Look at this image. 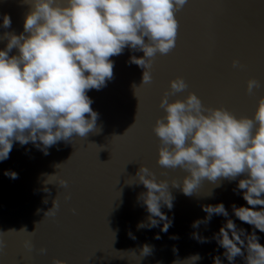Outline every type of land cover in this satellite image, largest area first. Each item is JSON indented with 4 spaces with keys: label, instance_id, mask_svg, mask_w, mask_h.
<instances>
[{
    "label": "water",
    "instance_id": "1",
    "mask_svg": "<svg viewBox=\"0 0 264 264\" xmlns=\"http://www.w3.org/2000/svg\"><path fill=\"white\" fill-rule=\"evenodd\" d=\"M65 2L56 0L60 6ZM29 4L30 0H0V24L5 14L12 20L10 29L0 27V36L23 32ZM176 18V47L152 58L150 84H141L143 70L128 63L130 56L142 57V52L125 49L111 57L113 79L101 90L87 92L98 113L97 132L61 141L48 150L49 155L31 143H14L10 158L0 162V264H53L54 260L64 264H173L197 253L203 257L197 264H212L211 256L223 251H214V240L201 244L191 238L194 231L211 238L224 223L223 217L214 216L198 229L191 225L205 216L201 204L222 202L235 219L231 205L244 204L233 192L236 182L224 181L211 196L214 185L207 182L193 197L170 188L174 207L172 211L162 209L169 218L174 217L167 234L159 227L137 229L148 215L138 202L139 194L146 190L128 184L136 182L140 166L169 182L181 181L185 175L179 168L157 164L160 142L152 130L165 115L159 107L161 98L177 77L189 88L170 95L169 102L195 92L206 106L225 107L238 117L253 115L258 99L264 96V86L253 95L246 88L249 79L264 85V0H188ZM6 43L0 40V50ZM11 54L18 53L14 49ZM233 60L243 67L233 68ZM6 170L18 173L19 178L5 177ZM236 223L251 230L238 220ZM157 234L162 238L154 239ZM258 235L264 245V234ZM172 236L179 239H170ZM146 243L154 251L140 261L130 251L139 255ZM42 248L44 254H40ZM235 264L244 262L237 258Z\"/></svg>",
    "mask_w": 264,
    "mask_h": 264
},
{
    "label": "clouds",
    "instance_id": "2",
    "mask_svg": "<svg viewBox=\"0 0 264 264\" xmlns=\"http://www.w3.org/2000/svg\"><path fill=\"white\" fill-rule=\"evenodd\" d=\"M25 2V0H24ZM188 0H66L65 6L56 0H30L23 32H4L0 40L6 46L0 50V162L10 158L14 143L33 144L44 155L59 142L85 138L97 132L98 113L93 111L90 90H101L113 79L111 57L125 49L142 52V57L130 56L129 64L143 70L142 83L150 84L152 58L167 55L176 47L180 12ZM11 17L5 14L0 27L10 29ZM18 54L12 55L13 50ZM233 68H242L239 60ZM257 79L247 81L246 93L260 89ZM136 87L133 85V88ZM159 107L165 115L156 120L153 133L159 139L157 164L165 169L185 173L181 181L160 180L155 172L140 166L136 182L146 190L138 202L148 214L137 229L160 228L167 234L173 218L162 211H172L178 189L193 197L207 182L222 187L224 181L236 182L233 192L244 204L231 205V216L224 203L201 204L203 219L191 227L207 225L214 216L224 223L211 238L194 231L191 238L198 243L215 241L220 254L212 255V264H264V96H261L251 117L237 116L225 107L206 106L195 92L183 100L169 102V96L188 90L181 77L170 81ZM71 158V157H70ZM69 158V159H70ZM11 180L18 173L6 170ZM67 187V182H62ZM197 198H199L197 196ZM251 229L239 227L236 221ZM162 225V226H161ZM133 240L136 237L129 232ZM162 237L157 234L154 239ZM170 239L178 240V236ZM44 254L46 249H40ZM154 246L144 244L139 251H130L140 261L152 255ZM174 252L178 249L174 248ZM211 255V254H210ZM223 257V260L221 259ZM203 257L191 255L197 264ZM53 264H64L54 260Z\"/></svg>",
    "mask_w": 264,
    "mask_h": 264
}]
</instances>
